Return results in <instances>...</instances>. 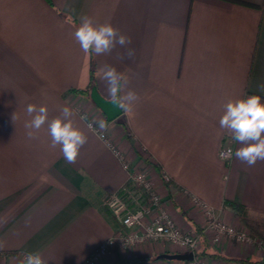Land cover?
<instances>
[{
    "label": "crops",
    "instance_id": "0c3cea01",
    "mask_svg": "<svg viewBox=\"0 0 264 264\" xmlns=\"http://www.w3.org/2000/svg\"><path fill=\"white\" fill-rule=\"evenodd\" d=\"M85 17L112 24L131 44L86 55L74 38ZM91 59L98 92L122 108L113 121L75 91L88 86ZM105 65L127 77L115 98ZM129 91L135 99H126ZM248 95L264 102V0H0V264H20L29 252L45 264H84L119 231L104 199L120 192L128 172L89 121L146 172L180 229L206 228L205 205L225 224L264 238V160L249 166L236 158L244 145L220 126L226 105ZM29 104L48 109L39 130L26 127L37 114ZM65 107L87 137L73 162L61 145L52 147L49 129ZM226 145L230 162L219 157ZM200 246L206 264L264 255L227 237L214 245L209 234ZM179 252L164 241L116 246L95 264H184L158 258Z\"/></svg>",
    "mask_w": 264,
    "mask_h": 264
},
{
    "label": "clouds",
    "instance_id": "9594fccd",
    "mask_svg": "<svg viewBox=\"0 0 264 264\" xmlns=\"http://www.w3.org/2000/svg\"><path fill=\"white\" fill-rule=\"evenodd\" d=\"M75 40L86 55L101 56L109 54L120 45L124 47L131 44V38L118 30L110 23L95 24L90 18L85 17L74 33ZM133 51L128 50V55ZM102 78L107 82L110 94L115 98L122 90L127 77L118 72L112 65H105L101 70ZM136 94L132 91L127 93L126 99H135ZM29 114L37 113L26 127L39 130L47 120L48 109L40 106L37 110L34 104L27 106ZM62 116L52 120L49 125L52 137V147L61 145V151L69 162L75 161L80 148L87 143V137L79 129L73 127L69 117L72 115L70 108L61 110ZM220 126L227 128L233 133V140L244 146L236 149V158L247 165H255L258 160H264V102L258 95H248L245 99L229 102L226 111L220 119ZM32 133H29L31 135ZM223 153L221 156L223 157ZM233 151L227 149V158L231 159ZM20 264H45L39 253L29 252L24 255Z\"/></svg>",
    "mask_w": 264,
    "mask_h": 264
},
{
    "label": "built area",
    "instance_id": "2783aa9c",
    "mask_svg": "<svg viewBox=\"0 0 264 264\" xmlns=\"http://www.w3.org/2000/svg\"><path fill=\"white\" fill-rule=\"evenodd\" d=\"M88 125L122 160L123 168L128 172V180L120 192L109 194L104 199L105 207L120 224L119 231L101 244L84 264H95L98 259L116 246L128 248L146 242L160 241L167 242L181 250L182 252L179 253L192 252V259L184 264H206L198 256L201 238L206 234H209L210 242L214 245L219 244L224 237L240 243L257 245L256 239L225 224L205 205L203 208L207 219L206 228H202L199 232L180 229L162 205V198L154 189L146 172L133 169L122 158L121 152L109 141L105 132L96 127L92 121H89ZM228 148L233 151L231 145H226L219 151V157L224 162L231 160L227 158ZM221 153L224 154L223 157ZM161 180L164 185L169 186L166 184L169 179L165 175H161Z\"/></svg>",
    "mask_w": 264,
    "mask_h": 264
},
{
    "label": "water",
    "instance_id": "95a60500",
    "mask_svg": "<svg viewBox=\"0 0 264 264\" xmlns=\"http://www.w3.org/2000/svg\"><path fill=\"white\" fill-rule=\"evenodd\" d=\"M89 98L92 103L103 113L107 121H113L122 114V108L116 99H106L97 90L96 86H93L89 93ZM193 257L192 252L184 253H164L158 256L159 259L164 260H176V261H188Z\"/></svg>",
    "mask_w": 264,
    "mask_h": 264
},
{
    "label": "trees",
    "instance_id": "16d2710c",
    "mask_svg": "<svg viewBox=\"0 0 264 264\" xmlns=\"http://www.w3.org/2000/svg\"><path fill=\"white\" fill-rule=\"evenodd\" d=\"M93 86H96V67H95V63H94L93 59H91L90 76H89L88 86L83 90H75V91L80 92L81 94H84V95H86V97L89 98V93H90V90ZM166 184L169 185L170 180H168V182ZM228 205L235 208L236 210H239V208H240L239 206H237L236 204H233L231 202H228ZM210 256H217V255L211 254ZM146 261H147L146 259L137 258V259L125 261L124 264H138V263L146 262ZM183 262L186 263V261H183ZM238 262L240 264H264V255L259 259H254V260L244 259V260H239Z\"/></svg>",
    "mask_w": 264,
    "mask_h": 264
},
{
    "label": "rangeland",
    "instance_id": "374dc122",
    "mask_svg": "<svg viewBox=\"0 0 264 264\" xmlns=\"http://www.w3.org/2000/svg\"><path fill=\"white\" fill-rule=\"evenodd\" d=\"M240 232H244V231H241V230H240ZM244 233H246V232H244ZM246 234H247V236L251 237L252 239H253V238L256 239V243H257V245L260 246L259 248H260L262 251H264V238H260V240H259L258 237H254V236H252L251 234H248V233H246ZM200 245H201V243H200ZM199 250H200V251L198 252V256H199L202 260L205 261L204 257L206 256L207 253H205L203 249L201 250V246H200V249H199Z\"/></svg>",
    "mask_w": 264,
    "mask_h": 264
}]
</instances>
